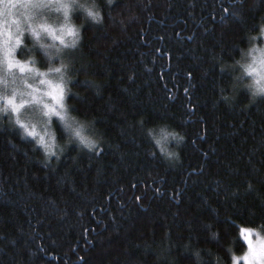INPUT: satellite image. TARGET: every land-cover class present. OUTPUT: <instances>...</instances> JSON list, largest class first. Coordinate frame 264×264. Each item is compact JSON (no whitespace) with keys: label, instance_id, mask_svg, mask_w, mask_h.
I'll use <instances>...</instances> for the list:
<instances>
[{"label":"trees","instance_id":"trees-1","mask_svg":"<svg viewBox=\"0 0 264 264\" xmlns=\"http://www.w3.org/2000/svg\"><path fill=\"white\" fill-rule=\"evenodd\" d=\"M101 3L66 97L93 147L0 116V264H226L264 225V98L221 91L264 0Z\"/></svg>","mask_w":264,"mask_h":264},{"label":"clouds","instance_id":"clouds-1","mask_svg":"<svg viewBox=\"0 0 264 264\" xmlns=\"http://www.w3.org/2000/svg\"><path fill=\"white\" fill-rule=\"evenodd\" d=\"M103 11L101 0H0V116L14 125L23 121V126L47 129L65 145L79 140L65 129V120L79 123L66 97L73 94L70 85L79 64L82 29L102 23ZM261 35L264 25L240 49L239 57L225 65L231 73L221 90L227 91L222 95L226 102H235L241 90L249 101L264 98V40L257 42ZM61 88L63 102L57 99ZM259 233L264 235V225ZM236 240L239 251L231 241L224 245L226 264L233 256L243 264L247 245L238 234Z\"/></svg>","mask_w":264,"mask_h":264},{"label":"snow or ice","instance_id":"snow-or-ice-1","mask_svg":"<svg viewBox=\"0 0 264 264\" xmlns=\"http://www.w3.org/2000/svg\"><path fill=\"white\" fill-rule=\"evenodd\" d=\"M110 2H111V0H110ZM62 96H63V89L61 88L59 90L58 95H57V99L58 100L62 99ZM57 114L60 115L62 119L64 118L65 114H63V113H57ZM18 123L23 125V121H18ZM23 127H24L25 132H27L29 135L38 136L36 143L42 145L45 152L50 153V145H53V143H54V139H53L54 135L53 134H50L47 129H45V131L43 133H40L37 131L35 126H32L31 128H29L28 126L24 125ZM83 127L84 126L82 124L76 123L74 120H65V129L66 130L70 131L73 136L78 137L79 141L82 144H85L88 147H93V145L96 142L91 140L89 137H86L83 134V132H82ZM46 135L48 137L47 141L45 140ZM164 135L167 136V135H169V133L165 132ZM159 143H160V140L157 139V144H159ZM97 148H98V146H97ZM61 151H63V149H61ZM168 155H172V153H168ZM136 199L139 200V199H141V197H136ZM252 231H255V230L253 229ZM257 245L259 246L258 250L256 247H254L252 242L249 240V252L246 253L244 258H243L245 261V264H253V262H255V261H259L260 264H264V242H261L258 234H257ZM235 259L236 258L234 257L233 258V264H235Z\"/></svg>","mask_w":264,"mask_h":264},{"label":"rangeland","instance_id":"rangeland-1","mask_svg":"<svg viewBox=\"0 0 264 264\" xmlns=\"http://www.w3.org/2000/svg\"><path fill=\"white\" fill-rule=\"evenodd\" d=\"M261 40H264V35H261ZM64 98H65V93L63 92V96H62L61 102L64 101ZM16 125L19 126L25 132L24 127H23L22 124H16ZM37 131L40 132V133H43L44 132V131H42L39 128H37ZM82 132H83L84 135H85V133H86L87 136L89 135L88 134V131L86 132V130H85L84 127L82 128ZM25 133L28 134L27 132H25ZM29 136H32V135H29ZM33 137H36L38 139V136H33ZM45 140L46 141L48 140L47 135L45 136ZM252 230L253 229L243 228L242 229V232H241L243 239L247 243V251L245 252V254L249 252V240L252 242V244L254 245V247H256L257 250H258L259 246L257 245V234L259 235L261 242H264V235H261L259 233V231H257V230H255V231H252ZM235 264H241L240 260L236 258L235 259ZM243 264H245V261H243ZM253 264H260V262L259 261H255V262H253Z\"/></svg>","mask_w":264,"mask_h":264}]
</instances>
